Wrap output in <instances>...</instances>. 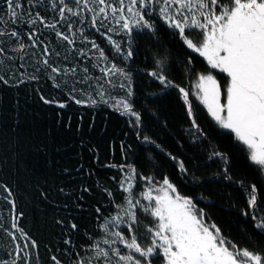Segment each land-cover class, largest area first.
I'll return each instance as SVG.
<instances>
[{
  "label": "trees",
  "instance_id": "obj_1",
  "mask_svg": "<svg viewBox=\"0 0 264 264\" xmlns=\"http://www.w3.org/2000/svg\"><path fill=\"white\" fill-rule=\"evenodd\" d=\"M22 3L25 11L33 4L39 5L33 11L46 15L49 22L58 18L54 12L46 11L48 0H22ZM5 13L6 6L0 0V30L15 29L22 42L30 45L25 35L31 30L28 24H5L9 20ZM150 19L155 21L157 36L148 34L147 30L134 33V56L125 65L132 72L134 107L143 119L140 138L129 117L105 104L76 105L68 100L67 89L53 87L60 81L49 79L43 70L37 73L38 80H29L33 66L41 67L38 61L42 58L43 46L19 51L16 39L0 36V48L4 49L0 53V75L9 81L8 84L0 82V185L11 190L8 200L15 203L13 209L4 199L7 192L0 187V259L15 257L17 264H25L24 251H27L28 264H53L52 256L62 264H76L81 258L100 264L93 258L95 254L90 245L93 238L99 240L103 235L98 225L115 211L102 189L111 190L112 199L117 203L125 195L117 183L121 172L118 168L106 167L109 164L134 165L139 173L155 176L157 181L168 176L181 195L193 198L204 209L206 219L214 222L225 237L241 248L264 251V234L254 229L250 216L242 215L247 210L246 189L216 175L224 167L222 161L208 160L213 147L226 153L233 180L257 185L264 200V175L249 162L233 136L215 124L194 95L199 74L211 72L221 84L227 83L226 75L211 69L203 57L187 49L157 14ZM36 27L43 33L40 39L63 54L54 33L42 25ZM89 32L111 59L123 64L104 37L94 30ZM110 35L126 50L124 33ZM78 46L86 47L79 42ZM157 59L164 61L169 78L190 92L195 117L205 134L196 141L190 134L191 122L178 91L161 92L158 82L146 74L155 67ZM51 61L54 65L71 67L62 56L53 55ZM21 64L25 67L20 68ZM91 71L99 75L97 70ZM20 80L24 83H19ZM112 91L123 95L119 88ZM41 96L55 97L67 102L68 107L60 109L56 104H46ZM143 135L155 143H145ZM169 154L184 161L187 174L178 170ZM144 183L138 182L137 192ZM97 208L101 210L99 214ZM14 218L28 240L21 239L19 231L12 227ZM141 218L148 219L143 214ZM70 222L77 224L75 231L70 229ZM32 240L37 248L31 247ZM65 240H71L72 244H65ZM25 243L29 247L17 255L16 246L23 249Z\"/></svg>",
  "mask_w": 264,
  "mask_h": 264
},
{
  "label": "snow or ice",
  "instance_id": "obj_2",
  "mask_svg": "<svg viewBox=\"0 0 264 264\" xmlns=\"http://www.w3.org/2000/svg\"><path fill=\"white\" fill-rule=\"evenodd\" d=\"M3 2L5 14L9 16L4 23H27L31 30L25 35L31 44L22 42L15 29L0 30V36L16 39L19 51L43 46L42 58L38 61L41 67L33 66V72L27 78L38 80L37 73L43 70L49 79L60 81L53 87L67 89L68 100L76 105L95 107L105 104L129 117L130 125L137 129L138 138L143 119L135 110L132 72L125 65L134 56V33L147 30L148 34L157 36L155 21L150 19L154 13L157 14L187 49L203 57L211 69L226 74V84H221L211 72L199 74L194 95L215 124L233 136L246 152L249 162L264 175V0H48L45 9L56 14L58 18L54 22H49L40 11H33L39 6L37 4L25 11L22 0ZM38 24L54 33L63 54L40 39L43 33L36 27ZM89 30L104 37L123 64L111 59L91 37ZM121 33L127 37L126 50L110 35ZM78 42L86 47H79ZM3 52L4 49L0 48V53ZM53 55L62 56L64 61L71 63V67L54 65L51 61ZM19 67L24 68L25 65ZM91 69L97 70L99 75H93ZM146 74L158 82L161 92L169 89L178 91L191 122L189 131L193 141L204 136L189 99V90L169 78L164 70V61L157 59L155 67ZM0 82L9 83L3 75H0ZM19 83H24V80ZM115 88H119L123 95L114 94L112 89ZM41 99L46 104H56L60 109L68 107L67 102L58 101L55 97L41 96ZM142 139L145 143H155L148 135H143ZM170 158L176 161L182 174H187L184 161L171 155ZM216 159L224 164L221 173L216 175L246 189L247 210H243L242 215L250 216L254 229L264 234V200L260 198L257 185L248 186L242 181H234L227 154L213 147L208 160ZM106 167L119 169L121 176L117 183L125 195L122 202L117 203L112 199L111 190L107 187L102 189L115 211L98 225L103 235L99 240L93 238L90 245L95 254L93 258L100 264H264V251L241 248L225 237L214 222L206 219L204 209L198 207L193 198L181 195L168 176L157 181L155 176L139 173L134 165L109 164ZM139 181L145 183L137 192ZM0 187L7 192L4 199L14 209V201L8 200L11 190L3 185ZM83 190L90 191L88 188ZM96 211L99 214L101 210L97 208ZM141 214L148 219H142ZM12 227L19 231L21 239H29L18 227L16 218ZM69 227L75 231L78 226L70 222ZM65 244H72V241L65 240ZM30 245L38 247L34 240ZM28 247V243L23 245V249L17 245L16 254ZM24 257L25 264H28L27 251H24ZM51 259L53 264H62L56 256ZM0 264H17V261L15 257L0 259ZM76 264L92 262L81 258Z\"/></svg>",
  "mask_w": 264,
  "mask_h": 264
},
{
  "label": "rangeland",
  "instance_id": "obj_3",
  "mask_svg": "<svg viewBox=\"0 0 264 264\" xmlns=\"http://www.w3.org/2000/svg\"><path fill=\"white\" fill-rule=\"evenodd\" d=\"M216 71H219V70H216ZM214 75V74H213ZM224 75H226V74H224ZM214 76H216V75H214ZM217 77V76H216ZM196 83H197V80H196V82H195V85H196ZM195 85H194V93L196 92V88H195ZM198 99V98H197ZM223 130V129H222ZM225 132H227V130H224Z\"/></svg>",
  "mask_w": 264,
  "mask_h": 264
}]
</instances>
